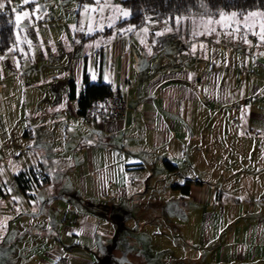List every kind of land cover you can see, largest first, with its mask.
Here are the masks:
<instances>
[{"label": "crops", "instance_id": "0c3cea01", "mask_svg": "<svg viewBox=\"0 0 264 264\" xmlns=\"http://www.w3.org/2000/svg\"><path fill=\"white\" fill-rule=\"evenodd\" d=\"M47 1L20 0L17 13L35 18ZM106 1L120 5L121 12V0H92L84 6L78 0L80 10L90 8L94 14L104 13L100 6ZM8 2L0 0L4 7ZM193 18L178 19L179 31L164 23L166 40L156 41L155 31L146 29L149 23L127 32L105 23L81 28V34L74 30V42L83 44L81 54L69 52L70 40H61L69 53L62 98L52 91L53 102L39 104L33 113L26 110L36 119L29 137L39 140L38 149L34 162L20 168L13 182L19 188L16 174L40 165L48 180L36 193L43 191L42 198L63 194L80 213L59 219L50 210L45 225L30 230L33 239L27 236L23 249L40 245L37 264H59L66 257V264H88L93 252L81 243L114 238L109 227L117 232L144 228L135 231L140 237L147 228H159L154 233L159 236L164 232L157 219L182 234L161 239L180 251L178 257L205 254L208 264H264V31L254 34L261 31L257 26L243 32L229 25L218 37L209 31L213 38L205 39L202 28L187 29L196 25ZM41 45L40 54L52 49ZM15 46L23 52L28 48L18 38ZM14 52L20 56L18 49ZM85 66L92 82L108 83L127 99L128 110L116 127H91L78 113ZM71 78L76 98L69 97ZM188 179V192L175 186ZM24 195L38 199L35 193Z\"/></svg>", "mask_w": 264, "mask_h": 264}, {"label": "rangeland", "instance_id": "374dc122", "mask_svg": "<svg viewBox=\"0 0 264 264\" xmlns=\"http://www.w3.org/2000/svg\"><path fill=\"white\" fill-rule=\"evenodd\" d=\"M7 5L9 6V4ZM118 6L120 5L115 6L106 1L100 6L104 10V13L98 11L94 14L90 11V8H87V11L86 9L80 10L78 0H48L43 5L45 9H42L43 7L40 6L37 12L38 15L35 18L24 19L25 14L23 11L14 13L18 42L26 40L28 48L23 52L21 47L15 46L0 55V264H37V259L41 256L40 245L37 243L33 244L29 248V251H25L22 244L28 238L27 236L33 237L31 231L37 226L45 225L44 220L50 210H55V214H58L59 219L61 214L66 215L69 212L68 216H70L73 212L80 213L78 206L66 202L64 197L48 202L40 215H30V213L39 211L41 196L44 192L39 190L36 193L38 189L33 190L32 195L34 196L35 193L38 199L27 197L14 184V174L26 164L31 165L34 162V155L36 149H38L39 140L29 137L31 128L35 130L36 119L30 113L28 114L26 110L33 113L38 106H44L50 101L53 102L54 99L51 100L48 97V94L52 91L59 93V96L55 98H62L60 94L63 91L62 88L66 86V71L69 64L66 59L69 58V53L64 51L62 43L60 45L61 40H70L68 47H72L73 49H68L69 52L73 54L83 53V44L82 42H74L73 31L79 30L78 32L81 34V28L85 29L88 25L94 28L96 26L97 28L103 27L104 23L108 27L112 26L115 24L114 22L118 21V13L122 19L126 14H129V11L123 7H121L120 12ZM112 7L113 11L107 13V9H111ZM114 9H116V13ZM255 13L258 15L248 17L247 21L245 17L248 14L239 16L237 13L236 16H224V14H221L216 18L211 16H191L196 17L192 20L196 25L193 26L194 23H190L192 25L187 24V29L202 28L204 31L201 32V38L205 39L213 38L209 35V31H214V34L218 37V35H221V30H225L229 25H232L231 28H239L243 32H245L248 26H257L261 30V24L264 23V15L260 14L263 12L257 10ZM17 16L20 17L19 21H17ZM45 18L49 19L46 20ZM121 18L119 20H122ZM164 23L152 21L149 23L150 26H146V29L150 27L151 30L155 31L152 35H155L156 41L163 38L166 40L168 37L163 32L166 30L164 29L166 28L163 25ZM38 24L42 26L38 27ZM175 26V30L179 31L180 27ZM190 26L193 27L190 28ZM36 32H39V36ZM253 33L261 35L262 30ZM138 35L141 36L142 40L144 33L137 34V37H139ZM187 38L190 37L187 36ZM191 38L197 39L198 37ZM44 44L51 45L52 49L57 47L58 50L54 52L51 51L52 49L46 48L40 54L37 46H44ZM133 45H136L135 40ZM16 49L20 51V56L19 52H14ZM241 55L239 58H236L238 59V63L243 60V54ZM232 60L234 59H231L234 66V61ZM237 69L241 70V67ZM252 71L254 70L252 69ZM51 77L56 80H46V84L42 82L44 78ZM56 133L58 136L60 135L58 131ZM32 168L41 175H45L40 165H34ZM38 181L40 185L45 184L42 177L41 179L38 178ZM67 187L70 188V186ZM31 204L33 205L32 209ZM156 221L158 226L163 224L161 228V231L164 232L162 233L163 235L159 234L157 236L154 234L159 231V228L158 230L147 228L149 231L144 232L142 237H140L137 236L135 231H142L144 228H135L136 230L133 231L131 229L132 226H127V228L122 227L117 232L116 229L109 227L107 230L109 233L112 232L114 234V238H100L92 245L81 243V246H90V250L93 252L91 253L92 258L98 264H108L112 255L115 254L128 259L131 261V264H208L205 254H202L199 259H194L193 257L192 259L189 257L190 255L178 257L180 255L178 252L180 251L175 250L173 252L169 245H164L166 241L162 242L161 239H163V236L167 237L168 235H176L181 238L182 234H179V229H175V227L168 229L164 221L161 219H157ZM58 230L59 233H62L60 226ZM151 230L156 231L152 232ZM189 251L191 250L189 249Z\"/></svg>", "mask_w": 264, "mask_h": 264}, {"label": "trees", "instance_id": "16d2710c", "mask_svg": "<svg viewBox=\"0 0 264 264\" xmlns=\"http://www.w3.org/2000/svg\"><path fill=\"white\" fill-rule=\"evenodd\" d=\"M84 6L92 0H79ZM121 6L129 11L122 20H118L108 29L121 28L123 32L140 28L152 21L165 22L174 28L178 19L182 17H218L221 14L237 13L239 16L253 11L264 13V0H121ZM17 44L14 12L6 5L0 9V55L10 50ZM83 89L78 98V113L84 116L91 100L102 98L113 92L112 87L105 82H92L86 66L83 71ZM69 97L76 98V85L74 79L69 80ZM87 124V123H86ZM88 125V124H87ZM169 166H175L171 163ZM39 173V172H38ZM37 171L32 167L22 170L16 174L17 185L27 195H32L33 190L41 187ZM41 175V174H40ZM46 183L48 177L41 175ZM191 180L182 184H176L178 188H185L188 192ZM184 190V189H183ZM121 264H131L122 261Z\"/></svg>", "mask_w": 264, "mask_h": 264}, {"label": "built area", "instance_id": "2783aa9c", "mask_svg": "<svg viewBox=\"0 0 264 264\" xmlns=\"http://www.w3.org/2000/svg\"><path fill=\"white\" fill-rule=\"evenodd\" d=\"M20 0H9L8 4L12 12L19 10ZM15 9V11H13ZM123 57L125 54L122 55ZM128 110L127 99L119 92H112L102 98L93 99L87 106L86 113L82 118L91 127H99L105 125L107 127H116L119 120ZM37 177L41 179L40 173L37 171ZM69 259L63 258V262Z\"/></svg>", "mask_w": 264, "mask_h": 264}, {"label": "flooded vegetation", "instance_id": "af4514ba", "mask_svg": "<svg viewBox=\"0 0 264 264\" xmlns=\"http://www.w3.org/2000/svg\"><path fill=\"white\" fill-rule=\"evenodd\" d=\"M122 261H124L125 263H130L131 261H129L128 259H124L118 255H112L111 259L108 261V264H121ZM59 264H66V262H60ZM88 264H98V262H96L94 259H92Z\"/></svg>", "mask_w": 264, "mask_h": 264}, {"label": "water", "instance_id": "95a60500", "mask_svg": "<svg viewBox=\"0 0 264 264\" xmlns=\"http://www.w3.org/2000/svg\"><path fill=\"white\" fill-rule=\"evenodd\" d=\"M57 198H64V195L63 194H59V195H55V196H51L50 198H42L41 199V205H40V209L38 212L36 213H30L31 215H34V216H38L40 215L42 212H43V209H44V206L46 205L47 202H51L53 201L54 199H57Z\"/></svg>", "mask_w": 264, "mask_h": 264}, {"label": "snow or ice", "instance_id": "6c2138e0", "mask_svg": "<svg viewBox=\"0 0 264 264\" xmlns=\"http://www.w3.org/2000/svg\"><path fill=\"white\" fill-rule=\"evenodd\" d=\"M4 8V4L0 3V9H3ZM15 11V9L13 10ZM87 11V9H86ZM25 15H27V13H25ZM237 14L236 13H233L232 16H236ZM258 14L255 13V12H252V13H249L248 16L245 17V20L247 21L248 17H255L257 16ZM260 15H264V13L260 14ZM20 20V17L17 16V21ZM261 30L264 31V23L261 24ZM262 39H264V37H262Z\"/></svg>", "mask_w": 264, "mask_h": 264}]
</instances>
